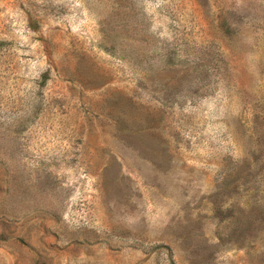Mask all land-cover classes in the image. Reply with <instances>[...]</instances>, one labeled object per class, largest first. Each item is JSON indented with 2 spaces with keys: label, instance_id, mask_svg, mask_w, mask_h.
Masks as SVG:
<instances>
[{
  "label": "rangeland",
  "instance_id": "1",
  "mask_svg": "<svg viewBox=\"0 0 264 264\" xmlns=\"http://www.w3.org/2000/svg\"><path fill=\"white\" fill-rule=\"evenodd\" d=\"M0 264H264V0H0Z\"/></svg>",
  "mask_w": 264,
  "mask_h": 264
}]
</instances>
